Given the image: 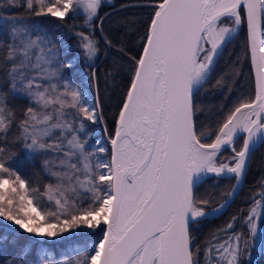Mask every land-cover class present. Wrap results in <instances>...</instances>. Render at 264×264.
<instances>
[{
    "label": "snow or ice",
    "instance_id": "6c2138e0",
    "mask_svg": "<svg viewBox=\"0 0 264 264\" xmlns=\"http://www.w3.org/2000/svg\"><path fill=\"white\" fill-rule=\"evenodd\" d=\"M102 6L111 11L101 15ZM146 8L147 19L131 11ZM36 18L56 21L75 44ZM245 24L254 97H238L214 127L202 125L208 109L198 96ZM101 40L105 56L116 53L105 92L128 76L112 132L95 63ZM81 61L87 71L78 78ZM239 64L212 89L231 94ZM261 144L264 0H0V230L8 233L0 241L17 248L6 264L32 255L37 264H258L264 175L247 208L202 240L195 229L231 207ZM210 175L234 181L215 206L217 197L197 195ZM76 230L95 239L59 257L46 247Z\"/></svg>",
    "mask_w": 264,
    "mask_h": 264
},
{
    "label": "trees",
    "instance_id": "16d2710c",
    "mask_svg": "<svg viewBox=\"0 0 264 264\" xmlns=\"http://www.w3.org/2000/svg\"><path fill=\"white\" fill-rule=\"evenodd\" d=\"M125 0H114V3L117 7L124 3ZM111 11L107 6H104L101 9V15H104L105 12ZM132 12L136 13H144L142 19H147L146 13L150 11V9H132ZM123 14V13H121ZM38 21L43 20L46 26L49 28L51 32L55 35H64L65 41L68 45L75 44V38L68 34L66 28H57V22L51 20L49 18H36ZM83 15L81 18L76 20L75 23L80 24L82 22ZM72 23V21H70ZM105 31L109 35H113L115 38L112 21H106L104 24ZM97 38H100L99 31L95 34ZM101 53L99 59L95 62L98 75L100 77V98L102 102L103 112L105 116V124L109 132L114 131L115 128V118L116 113L118 112L121 101L123 99L124 90L127 85L128 76L126 73H121L116 79L117 84L115 87H109L108 91L104 90V81L106 72L112 69L113 57L116 55L115 52H110L107 56H105V50L103 41L101 40ZM131 55H137L139 52V48L135 45H130ZM78 49L73 48L72 55H75ZM248 51V43H247V29L246 24L242 26V29L239 35L230 43L227 47V51L224 56L220 58L216 71L213 73V79L209 81L207 85L201 90L198 96V102L204 106L208 111L199 115L198 120L202 125H208L209 127H214L219 119H222V111L227 112L236 102L238 97H243L245 99H249L254 97V77L251 74V65L249 58L245 55ZM240 58V64L238 66L241 75L238 78L237 84L233 87L231 94H222L219 91L212 89L211 85L215 83V79L217 76L221 74V72H229L231 70L232 63ZM79 66H84L83 62L77 64L73 69V72L76 73ZM82 73H86L87 69L84 67L82 69ZM78 74V73H77ZM79 75V74H78ZM93 95H95L93 93ZM104 124L93 125L95 130V138H99L103 140L104 132H103ZM110 147V145H109ZM239 147V145H237ZM231 155L230 151H225L223 153L224 157H228ZM21 170L27 174L29 172V168L26 164H24L21 159ZM264 175V144H262L253 154L252 159L250 161L249 169L246 175L245 184L243 186V190L239 193V196L232 203L231 207L220 217L205 220L202 224H200L195 229V234L198 239L202 240L204 236L212 229H215L219 226H222L228 218L236 213L237 209L240 207L247 208L251 201L247 199L249 196L250 190H257V180L259 177ZM234 183L233 180L225 179V178H215L212 177L208 180L203 181L197 190V195H206L212 194L217 197V199L212 201L213 206L219 204L221 202L220 194L227 192L230 190L231 185ZM0 223H6L0 220ZM241 225H237V231L241 230ZM99 231V230H97ZM91 230H76L73 233H66L65 239H57L50 240L47 242L46 247L50 250L54 251L57 256L62 252L70 251L74 248H83L86 243L90 244L92 239L95 237L90 236ZM8 235V233L0 230V236ZM27 235V234H25ZM9 239L11 237L9 236ZM0 264H6V261L13 255H15L17 248L14 247L11 243H3L0 241ZM258 264H264V256H260L257 258ZM28 264H37L35 255L28 257Z\"/></svg>",
    "mask_w": 264,
    "mask_h": 264
},
{
    "label": "water",
    "instance_id": "95a60500",
    "mask_svg": "<svg viewBox=\"0 0 264 264\" xmlns=\"http://www.w3.org/2000/svg\"><path fill=\"white\" fill-rule=\"evenodd\" d=\"M242 26H243V25H242ZM241 29H242V27H241ZM246 29H247V27H246ZM240 31H241V30H240ZM239 33H240V32H239ZM238 35H239V34H238ZM261 145H262V144H261ZM261 145H260V146H261ZM260 146H258V147L254 150V152H255ZM254 152H253V154H254ZM253 154H252V156H253ZM252 156H251V159H252ZM251 159H250V161H251ZM250 161H249V165H250ZM249 165H248V169H249ZM211 177H215V176H214V175H210L209 177H206L203 181H205V180H207V179H209V178H211ZM215 178H218V177H215ZM220 178H224V177H219V179H220ZM225 179H226V178H225ZM245 180H246V178H245ZM203 181H202V182H203ZM202 182H201V183H202ZM244 184H245V182H244ZM243 186H244V185H243ZM228 209H229V208H228ZM228 209H227V210H228ZM218 217H220V216H218ZM214 218H217V217H214ZM214 218H209L208 220H211V219H214Z\"/></svg>",
    "mask_w": 264,
    "mask_h": 264
},
{
    "label": "rangeland",
    "instance_id": "374dc122",
    "mask_svg": "<svg viewBox=\"0 0 264 264\" xmlns=\"http://www.w3.org/2000/svg\"><path fill=\"white\" fill-rule=\"evenodd\" d=\"M104 6L101 7V9L103 8ZM101 9H100V13H101ZM84 69V66H79L78 70L76 71V73L80 74L83 72ZM78 78H79V75H78ZM212 178V177H211ZM210 179V178H209ZM208 180V179H207ZM262 212H264V209H262Z\"/></svg>",
    "mask_w": 264,
    "mask_h": 264
}]
</instances>
